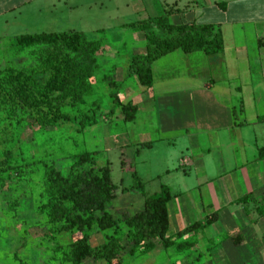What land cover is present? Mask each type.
Wrapping results in <instances>:
<instances>
[{"label":"crops","instance_id":"0c3cea01","mask_svg":"<svg viewBox=\"0 0 264 264\" xmlns=\"http://www.w3.org/2000/svg\"><path fill=\"white\" fill-rule=\"evenodd\" d=\"M22 7L31 8L33 19L50 12L44 23L62 24L67 30L60 33L100 43L91 84L111 106L91 112L96 123L89 128L105 120L111 132L98 143L102 152L115 153L119 164L125 149L147 195L162 186L170 190L167 238L192 246L180 251L158 244L145 255H131L128 247L121 264H264V214L258 213L264 211V158H258L264 149V0H26L8 13L20 17ZM157 21L214 26L223 51L164 56L151 66V88H142L129 67L146 54L143 27ZM109 83L120 85L123 104L138 108L133 122H124ZM89 153L102 160L98 167L109 162L98 149ZM125 184L107 206L114 218L144 208L143 194L130 190L131 176ZM246 196L253 202L239 203ZM213 216L204 230L176 238Z\"/></svg>","mask_w":264,"mask_h":264},{"label":"trees","instance_id":"16d2710c","mask_svg":"<svg viewBox=\"0 0 264 264\" xmlns=\"http://www.w3.org/2000/svg\"><path fill=\"white\" fill-rule=\"evenodd\" d=\"M143 29L147 42L146 54L134 57L129 67L130 76L135 77L142 88H151V66L164 56L175 51L186 55H213L223 51L221 32L211 25L172 27L165 25L164 21H157L145 25ZM155 30L165 31L173 36L162 38ZM16 42L20 47H43L44 53L40 59L48 79L41 86L34 76L25 75L23 72L12 74L8 71L6 75H2L0 97L7 112L13 116L34 117L42 129L53 127L61 121H69V117L62 113V103L67 102L71 108H76L84 106L86 100L94 95L91 80L97 67L96 54L100 43L89 41L83 34L73 32L22 35ZM109 87L116 90L110 97L123 115L124 122H133L138 108L132 103H122L118 97L120 85L109 83ZM94 111L96 110L92 112ZM80 120L81 131L96 123L94 117L88 114ZM119 152L121 171L133 179L130 190L138 191L145 197L144 208L133 216L122 215L114 218L107 211V206L118 196L121 189L112 182L109 162L104 167L94 169L97 153H81L67 173L57 170L49 159L39 160L35 165L34 168L39 169L41 173L40 196L45 198L38 207V212L43 217L40 222L46 225L45 236L50 242L51 253L47 264H82L85 260L94 264H121L119 257L123 241L130 247L131 255L150 253L158 244L166 249L175 245L167 238V204L172 198L170 190L162 186L159 192L147 195L144 184L135 172L133 159L127 155L125 149H120ZM258 158H264V149L259 151ZM26 170H29L28 163L19 165L12 153L4 150L0 132L2 187L5 182L17 178ZM248 202H253L251 196L239 201ZM15 204L11 206L14 207ZM258 213L262 216L264 211L259 209ZM37 219L36 223L39 222ZM215 219L213 216L196 223L179 233L176 238L202 231ZM121 225L125 228L123 238L117 236ZM110 230L113 234L105 238L103 245L91 247L90 236L94 232ZM75 231L81 232L82 237L76 238ZM62 236H69L71 242L66 246L61 245L58 239ZM175 246L180 251L192 247L188 244ZM13 258L15 259V253Z\"/></svg>","mask_w":264,"mask_h":264},{"label":"rangeland","instance_id":"374dc122","mask_svg":"<svg viewBox=\"0 0 264 264\" xmlns=\"http://www.w3.org/2000/svg\"><path fill=\"white\" fill-rule=\"evenodd\" d=\"M24 1L0 0V79L8 71L12 74L23 72L25 75L34 76L38 84L43 86L48 79L44 74L40 59L44 53L43 47H20L17 45L16 39L27 34L60 33L67 29L59 23L57 25L44 23L47 22L50 12L38 15L36 19L30 16L32 13H29L31 11L29 7L19 9L23 11L20 17L14 13L12 15L8 13V10L21 5ZM73 33L78 32L73 31ZM93 90V96L99 94V99L89 98L84 106L76 108H71L67 102L62 103L64 106L62 113L66 114L70 120L61 121L53 127L44 129L40 128L34 117L13 116L7 112L0 97V132L4 150L11 152L19 165L29 164V170L21 172L18 179L14 178L5 182L3 187L0 184V264H47L49 260L50 242L45 236L47 227L40 222L43 217L38 212V207L45 201L39 191L41 173L39 169L34 168L39 160L49 159L57 170L67 173L78 155L98 149L102 156L112 164V182L118 183L122 175V177L125 176L124 182L122 183L121 180L118 186L120 189L127 186L125 183L128 181L129 175L121 171L117 155L113 152L108 154L102 152V136L106 132L107 134L111 132L105 120L98 118L96 128L80 130L82 116L85 114L91 116L93 110H97L96 113H98L99 108L106 113L111 106L109 98L105 96L102 89L93 88ZM114 109L116 110V108ZM107 121H110L109 116ZM99 142L102 146L98 144ZM98 159L100 162H95L94 169H97L102 161L100 158ZM11 204H15V206L13 207ZM36 219L39 220L38 223H36ZM124 232V226H119L117 236L123 238ZM13 234L16 239L11 240ZM112 234L111 230L94 232L90 236L89 243L94 248L101 246L105 238ZM75 237L81 238L82 233L75 231ZM58 240L63 245L71 242L69 236ZM128 247L123 241L121 257L127 254ZM14 253L15 259L13 258ZM82 264L94 263L85 260Z\"/></svg>","mask_w":264,"mask_h":264}]
</instances>
